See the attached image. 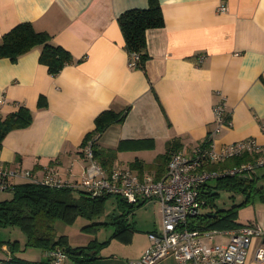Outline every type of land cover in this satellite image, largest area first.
Listing matches in <instances>:
<instances>
[{
    "label": "crops",
    "instance_id": "crops-1",
    "mask_svg": "<svg viewBox=\"0 0 264 264\" xmlns=\"http://www.w3.org/2000/svg\"><path fill=\"white\" fill-rule=\"evenodd\" d=\"M158 1L164 23L146 31L149 59L142 71L128 66L117 17L128 9L146 8L147 0H0V38L15 25L30 22L73 58L56 76L39 63V48L15 62L0 59V98L5 101L1 116L22 106L32 117L29 126L2 139L0 166L29 170L40 179L52 169L62 180H79L86 166L82 139L94 129L96 116L111 110L125 112L123 121L97 140L104 149L120 147L111 167L158 179L168 164L158 161L167 143L178 140L179 151L191 156L213 129L212 108L220 98L232 127L215 135L214 149L249 138L264 146V0ZM228 161L213 164L220 165L213 170L232 167ZM242 177L264 183V169ZM158 213V225L148 233L159 231L160 206ZM237 216L239 227L257 225L264 231V202L257 198L245 203ZM211 230L218 229L199 231ZM232 230H218L222 233L204 242L226 244ZM148 245L147 238L141 255L129 261L98 251L93 264H128ZM261 245L264 234L253 239L245 264H258L253 254ZM46 252L16 255L39 262L47 261ZM9 257L7 246H2L0 262ZM172 261L166 256L155 264Z\"/></svg>",
    "mask_w": 264,
    "mask_h": 264
},
{
    "label": "trees",
    "instance_id": "trees-1",
    "mask_svg": "<svg viewBox=\"0 0 264 264\" xmlns=\"http://www.w3.org/2000/svg\"><path fill=\"white\" fill-rule=\"evenodd\" d=\"M163 23L164 19L158 0H147L146 8L128 9L117 17V24L127 53L138 55L135 69L143 71L145 63L149 59L146 52V31L160 28ZM34 48L40 49L38 61L47 68V72L51 76H56L66 65L73 63V58L68 51L61 46L52 44L51 36L46 32L36 31L30 22L19 23L1 36L0 59L7 58L15 62L18 57ZM44 105L40 98L38 107ZM124 117L125 112L118 114L111 110L101 112L94 119V129L83 137L80 144L81 149L90 144L94 159L106 171L112 168L115 154L120 147L116 150L104 149L98 146L97 140L108 127L121 123ZM31 120V113L22 106L15 113H10L5 117L1 116L0 147L2 139L8 132L29 126ZM206 145L205 140L201 147ZM180 147L178 140L169 141L165 153L160 155L158 161L160 160L162 164L168 162L171 154L179 151ZM80 155H82V151ZM246 159V155L241 158H232L226 165L235 166ZM218 167L220 165L203 164V168L208 170ZM214 179V185L204 183L200 189V196L205 200L203 208H209L210 211L190 217L188 228L191 230L238 228L239 224L236 223L238 210L245 203L255 198L264 202V183L260 184L255 179L242 176H224ZM218 190H228L240 194L243 201L229 209L214 211V198L218 196L216 192ZM1 192H10L11 198L0 200V230L17 226L26 235V246L41 248L44 251L61 249L73 264H93L98 259L96 255L99 244L89 243L82 247H71L68 245L66 236H56L54 223L57 220L73 223L77 217L89 220L98 218L103 213L104 201L108 196L91 197L84 192H77L68 188L56 190L30 182L12 184L10 189ZM117 199L119 201L118 205L123 209L121 215L109 217L108 221L105 222H94L84 228L113 225L115 229L112 237L129 234L130 225L127 224L126 213L132 212L146 201L129 204L119 197ZM4 245L7 246L10 257L7 261L0 262V264L47 263V261L32 262L18 257L16 253L21 250L18 241L5 242L0 238V250Z\"/></svg>",
    "mask_w": 264,
    "mask_h": 264
},
{
    "label": "built area",
    "instance_id": "built-area-1",
    "mask_svg": "<svg viewBox=\"0 0 264 264\" xmlns=\"http://www.w3.org/2000/svg\"><path fill=\"white\" fill-rule=\"evenodd\" d=\"M224 9L219 8L220 11ZM137 61V54H129L130 68H135ZM4 102L0 98V108ZM212 111L214 127L206 137L207 145L196 148L191 156L182 151L173 152L165 173L158 179L148 174L133 175L123 168L106 171L94 159L88 144L83 149L86 166L79 180H62L52 169L40 179L29 170L0 166V191L10 189L12 180L22 179L50 189L68 188L84 192L91 197L115 196L129 204L156 200L160 206V229L148 233V247L139 259L128 264H155L166 256H171L176 264H245L253 239L264 234L257 225L233 229L227 232L229 240L226 244L214 245L206 244L204 239H211L222 232H201L188 228L189 218L196 216L205 204L200 196L204 183L224 176H249L255 170L264 169V146L258 145L254 139L227 144L218 151L214 149L213 138L223 127H232V121L223 98L217 101ZM245 155L250 159L221 171L203 168L206 163L216 164ZM46 255V264H72L61 249L47 251ZM253 256L258 264H264V245L258 247Z\"/></svg>",
    "mask_w": 264,
    "mask_h": 264
},
{
    "label": "rangeland",
    "instance_id": "rangeland-1",
    "mask_svg": "<svg viewBox=\"0 0 264 264\" xmlns=\"http://www.w3.org/2000/svg\"><path fill=\"white\" fill-rule=\"evenodd\" d=\"M214 180L215 179H211L206 183L214 185ZM216 192L218 196L214 198V211L229 209L243 201V197L240 194H236L232 191L218 190ZM10 198V192L0 191V200ZM118 202L117 197L108 196L104 201L103 213L98 218L92 220L83 217H77L73 223L57 220L54 223L56 236H66L71 247H82L89 243L99 244V248L97 249L102 255H110L112 258H119L123 261H129L130 259L140 256L144 249L143 246L147 244L148 232L155 229L154 223L158 225L159 205L157 202L151 200L149 204L138 206L132 212L126 213L127 223L131 225V233L125 236L112 237L115 229L113 225L84 228L90 226L94 222H105L108 221L109 217L121 215L123 209L118 205ZM207 211H210V209L202 207L199 210V214L206 213ZM156 229L159 230V226ZM0 238L5 242L18 241L19 248H21V250L17 252L19 255L30 257L38 252L42 253L41 248L25 245L26 235L17 226L2 228L0 230ZM173 262L175 261H172V264H176ZM165 264L170 263L166 262Z\"/></svg>",
    "mask_w": 264,
    "mask_h": 264
}]
</instances>
